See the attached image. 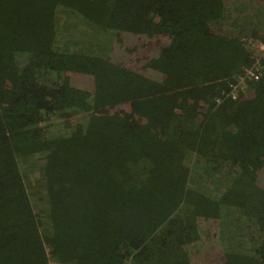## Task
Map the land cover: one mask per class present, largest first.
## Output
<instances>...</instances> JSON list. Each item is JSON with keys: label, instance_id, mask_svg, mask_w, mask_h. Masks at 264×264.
Listing matches in <instances>:
<instances>
[{"label": "trees", "instance_id": "16d2710c", "mask_svg": "<svg viewBox=\"0 0 264 264\" xmlns=\"http://www.w3.org/2000/svg\"><path fill=\"white\" fill-rule=\"evenodd\" d=\"M258 42L264 0H0V264H264Z\"/></svg>", "mask_w": 264, "mask_h": 264}, {"label": "rangeland", "instance_id": "374dc122", "mask_svg": "<svg viewBox=\"0 0 264 264\" xmlns=\"http://www.w3.org/2000/svg\"><path fill=\"white\" fill-rule=\"evenodd\" d=\"M93 35H92V37H93ZM125 35L126 36H124L123 34H117L114 37L115 45L112 46L111 48H109V50H108L109 51V55L111 57H116L118 60H120L123 63L131 64V66L133 68L138 66V65H141V64L144 65L146 63L145 59H148L149 57L147 56V57L144 58L142 56L141 46H142L143 42H140V44L138 45V43H137V41H138L137 38L138 37L133 36V35H127V34H125ZM98 38L102 39L101 36L98 37ZM258 43H260V42H258ZM74 78H75V81L81 82L79 88L83 89V87H82L84 85L83 82L86 79H88V76L76 75V76H74ZM245 84H241L240 85V87H243L241 91L244 90ZM238 92H239V94L241 93L240 92V88H239ZM229 257L225 258V261L227 263H233V264H255L253 261H251L247 257H243L242 256L241 258H239V257H235L233 255L230 258Z\"/></svg>", "mask_w": 264, "mask_h": 264}, {"label": "built area", "instance_id": "2783aa9c", "mask_svg": "<svg viewBox=\"0 0 264 264\" xmlns=\"http://www.w3.org/2000/svg\"><path fill=\"white\" fill-rule=\"evenodd\" d=\"M255 55L257 56V59L255 62L249 67L244 69L243 74L239 75L236 79V81L232 84H230V90L228 93H224L225 97H229L232 100H236L239 97V88L240 91L243 87H240L241 84H245L246 79L248 81L250 80H257L259 77V69L258 66L260 64V59H264V42H260L255 45ZM259 73V74H258ZM244 86V85H243ZM217 103H220V98L216 99ZM54 264V263H52Z\"/></svg>", "mask_w": 264, "mask_h": 264}]
</instances>
